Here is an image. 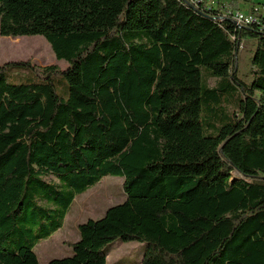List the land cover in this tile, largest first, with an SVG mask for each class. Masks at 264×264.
Here are the masks:
<instances>
[{"label": "trees", "instance_id": "obj_1", "mask_svg": "<svg viewBox=\"0 0 264 264\" xmlns=\"http://www.w3.org/2000/svg\"><path fill=\"white\" fill-rule=\"evenodd\" d=\"M221 7L0 0V37L41 36L67 64L0 66V264H39L35 247L108 176L124 201L47 264H107L115 241L144 243L138 264H264V23Z\"/></svg>", "mask_w": 264, "mask_h": 264}, {"label": "rangeland", "instance_id": "obj_2", "mask_svg": "<svg viewBox=\"0 0 264 264\" xmlns=\"http://www.w3.org/2000/svg\"><path fill=\"white\" fill-rule=\"evenodd\" d=\"M223 5L231 10L246 13L252 5H264V0H237L236 7L233 6L232 1ZM254 50L255 42L252 40H243L239 44L236 57L237 72L238 77L244 82L251 80L250 57ZM19 61L30 63L38 72L46 66H55L59 70L67 67L66 62L55 59L49 44L41 36L0 37V66ZM210 84L213 85L214 80H210ZM56 86L58 94L63 95L59 83H56ZM122 185L123 178L108 176L102 178L96 186L84 194L77 196L63 227L51 238L39 242L35 247L39 264H47L52 259L67 257L71 244L78 239L79 224L90 219H100L109 207L124 201ZM108 249L107 264H138L144 255L145 244L115 241L108 246Z\"/></svg>", "mask_w": 264, "mask_h": 264}, {"label": "built area", "instance_id": "obj_3", "mask_svg": "<svg viewBox=\"0 0 264 264\" xmlns=\"http://www.w3.org/2000/svg\"><path fill=\"white\" fill-rule=\"evenodd\" d=\"M186 3L193 7H202L204 9H217L219 7L218 2L213 0H184ZM220 16L222 18H229L234 22L237 27H251V25H260L264 23V5H252L249 11L246 13L240 12L239 10H231L228 7H221Z\"/></svg>", "mask_w": 264, "mask_h": 264}, {"label": "crops", "instance_id": "obj_4", "mask_svg": "<svg viewBox=\"0 0 264 264\" xmlns=\"http://www.w3.org/2000/svg\"><path fill=\"white\" fill-rule=\"evenodd\" d=\"M230 1H232L233 6H235V7L237 6V0H236V1H235V0H219L218 2L220 3V5H221V4H226V5H227V2H230ZM223 6H224V5H223ZM64 222H65V221H64ZM78 237H79V236H78ZM77 240H78V239H77ZM77 240H76V241H77ZM76 241H75V242H76ZM75 242H74V243H75ZM67 254L70 255V251H69ZM48 262H49V261H48Z\"/></svg>", "mask_w": 264, "mask_h": 264}]
</instances>
